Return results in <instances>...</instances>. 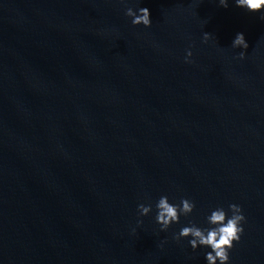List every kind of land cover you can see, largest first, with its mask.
I'll use <instances>...</instances> for the list:
<instances>
[{"label":"water","instance_id":"1","mask_svg":"<svg viewBox=\"0 0 264 264\" xmlns=\"http://www.w3.org/2000/svg\"><path fill=\"white\" fill-rule=\"evenodd\" d=\"M129 6L148 7L151 27ZM241 32L247 49L232 47ZM161 195L196 208L161 231ZM230 203L246 217L230 264H264L260 12L0 0V264H206L174 234Z\"/></svg>","mask_w":264,"mask_h":264},{"label":"clouds","instance_id":"2","mask_svg":"<svg viewBox=\"0 0 264 264\" xmlns=\"http://www.w3.org/2000/svg\"><path fill=\"white\" fill-rule=\"evenodd\" d=\"M220 5L228 7V0H219ZM237 7L244 8L249 12H260L261 19H264V0H235ZM125 15L131 17L133 25L151 27V12L148 7L126 8ZM210 34L204 33V40L207 41ZM233 48L247 49L248 43L244 34L237 33L232 41ZM192 56L191 50L187 51L185 60ZM240 59L245 58V52L238 53ZM139 215L146 216L152 212L151 204L141 203L137 206ZM196 204L187 197H181L178 203L171 202L168 195H161L156 201L155 220L160 225L161 231H166L172 224L179 223L181 216H190ZM246 217L242 206L237 203H230L227 208L218 205L206 214L203 224L189 221L188 224L180 227L174 234L176 240L189 238L188 243L193 250L197 248L206 249L204 259L206 264H230V250L235 242H239L244 232ZM139 223V222H138Z\"/></svg>","mask_w":264,"mask_h":264}]
</instances>
